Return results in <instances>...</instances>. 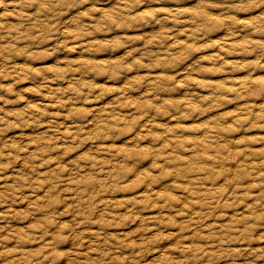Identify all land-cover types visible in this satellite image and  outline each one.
<instances>
[{
	"label": "rangeland",
	"instance_id": "obj_1",
	"mask_svg": "<svg viewBox=\"0 0 264 264\" xmlns=\"http://www.w3.org/2000/svg\"><path fill=\"white\" fill-rule=\"evenodd\" d=\"M239 2L0 0V251L264 264V18Z\"/></svg>",
	"mask_w": 264,
	"mask_h": 264
},
{
	"label": "clouds",
	"instance_id": "obj_2",
	"mask_svg": "<svg viewBox=\"0 0 264 264\" xmlns=\"http://www.w3.org/2000/svg\"><path fill=\"white\" fill-rule=\"evenodd\" d=\"M239 11L244 12L248 15H254L259 18H264V0H240V2L234 5ZM6 238L0 236V247L6 243ZM17 245L23 246L19 241ZM41 257H35V261H39ZM4 260L10 261V264H25V260L22 256L17 253V249L12 251H0V264H3Z\"/></svg>",
	"mask_w": 264,
	"mask_h": 264
}]
</instances>
